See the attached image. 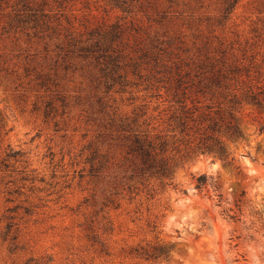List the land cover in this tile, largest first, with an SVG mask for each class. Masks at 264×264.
Listing matches in <instances>:
<instances>
[{
    "label": "rangeland",
    "instance_id": "obj_1",
    "mask_svg": "<svg viewBox=\"0 0 264 264\" xmlns=\"http://www.w3.org/2000/svg\"><path fill=\"white\" fill-rule=\"evenodd\" d=\"M94 40L104 56L73 49ZM165 77L219 79L207 93L242 135L218 133L230 162L180 159L179 141L175 185L130 190L119 133L99 136L98 98L122 117ZM254 95L264 100V0H0V264H264ZM204 172L215 189L195 188Z\"/></svg>",
    "mask_w": 264,
    "mask_h": 264
},
{
    "label": "trees",
    "instance_id": "obj_2",
    "mask_svg": "<svg viewBox=\"0 0 264 264\" xmlns=\"http://www.w3.org/2000/svg\"><path fill=\"white\" fill-rule=\"evenodd\" d=\"M74 42V51L84 59L96 51H101L104 56L106 47L103 48L98 40L92 43ZM191 81L183 77H165L156 86V82L152 83L158 91L143 97L140 104L133 106L131 113L122 117L118 116L116 109H110L107 100L99 96L100 104L95 117L99 136L110 138L114 130L119 133L126 160L123 182L130 190L138 189L140 185L147 186L149 180L155 177L167 179L169 184H173L171 178L177 158L168 155L167 151L173 145L174 149L180 151L176 144L179 141L185 144L177 156L180 159L199 153H212L224 162L231 161L218 133L223 132L235 139L242 135L241 130L236 123L226 120L225 108L217 96L207 93L208 89L218 86L220 80L201 78L196 82ZM166 85H172L173 90L161 95L159 89ZM252 98L256 104L264 106V100L256 95ZM230 101L233 107L235 100ZM231 109L228 112L233 118ZM260 129L264 131L263 127ZM193 178L198 190L216 188L213 176L205 172Z\"/></svg>",
    "mask_w": 264,
    "mask_h": 264
}]
</instances>
